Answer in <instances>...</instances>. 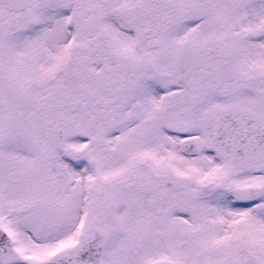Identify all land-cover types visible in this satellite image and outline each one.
Listing matches in <instances>:
<instances>
[{
  "label": "snow or ice",
  "instance_id": "1",
  "mask_svg": "<svg viewBox=\"0 0 264 264\" xmlns=\"http://www.w3.org/2000/svg\"><path fill=\"white\" fill-rule=\"evenodd\" d=\"M0 264H264V0H0Z\"/></svg>",
  "mask_w": 264,
  "mask_h": 264
}]
</instances>
